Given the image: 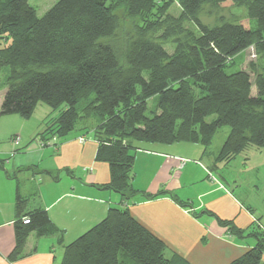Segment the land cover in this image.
Segmentation results:
<instances>
[{
  "label": "trees",
  "instance_id": "16d2710c",
  "mask_svg": "<svg viewBox=\"0 0 264 264\" xmlns=\"http://www.w3.org/2000/svg\"><path fill=\"white\" fill-rule=\"evenodd\" d=\"M174 5L178 14L171 12ZM205 7H243L246 14L210 25L199 18ZM244 51L253 58L247 68L227 72ZM4 67L0 116L28 118L44 102L57 112L41 142L90 129L98 141L96 160L108 164L105 186L121 202L135 194V141L188 142L206 152L228 126L214 167L248 146L264 147V0H58L42 16L28 0H0V71ZM15 203L22 210L25 199L17 194ZM22 218L15 222L10 260L23 255L34 230L59 233L62 242L45 209H30ZM216 219L234 234L243 232ZM252 228L254 246L228 264H262L264 230L259 223ZM63 247L60 264L182 262L166 258L164 242L119 207Z\"/></svg>",
  "mask_w": 264,
  "mask_h": 264
},
{
  "label": "crops",
  "instance_id": "0c3cea01",
  "mask_svg": "<svg viewBox=\"0 0 264 264\" xmlns=\"http://www.w3.org/2000/svg\"><path fill=\"white\" fill-rule=\"evenodd\" d=\"M2 93L1 85L0 102ZM30 118L0 116V264H60L63 246L102 220L110 207L128 209L164 242L165 257H177L180 264H228L254 246L251 232L258 219L237 203L233 188L222 191V183L212 175L217 168L214 158H204L201 145L135 141V194L121 202L120 194L105 186L108 164L96 160L98 141L90 129L59 139L47 135L41 145L48 119L28 128ZM12 136L19 137L17 145ZM17 194L25 199L22 210L16 207ZM34 208L46 210L62 242L59 233L34 230L26 238L23 255L10 260L15 222ZM216 218L232 221L243 232H230ZM258 223L264 230L261 220Z\"/></svg>",
  "mask_w": 264,
  "mask_h": 264
},
{
  "label": "rangeland",
  "instance_id": "374dc122",
  "mask_svg": "<svg viewBox=\"0 0 264 264\" xmlns=\"http://www.w3.org/2000/svg\"><path fill=\"white\" fill-rule=\"evenodd\" d=\"M57 1L58 0H28V4L36 10L38 16H42ZM171 12L173 14H178L179 7L174 5ZM245 14L246 11L243 7L225 8L219 11L205 7L199 15V18L202 22L212 25L215 22H219L220 18L232 21ZM117 35L120 36V34ZM164 46L167 48L168 52L172 51L170 43H165ZM244 53L245 51L240 53L239 57L237 56L238 58L233 59V64L226 68L227 72H232L247 66V62L253 58L249 52H247L246 57H243ZM241 57L242 60L240 59ZM7 75L8 68L4 67L0 71V84H3ZM157 97L158 95H154L148 99V108L155 104ZM48 111L50 112L51 108L44 102H39L31 115L29 126L27 127L32 128L31 126L39 119H50L55 116L57 112L53 111L49 113ZM212 118H214L213 115L209 116L208 120ZM228 132V126H223L216 132L204 158H207L209 161L217 155ZM212 172L213 177L222 183V191L225 190L228 192L225 187L233 188V196L237 203L240 204L243 209H245V207L250 208L256 219H258V222L261 220V224L264 227V147L248 146L227 164L223 162L218 164L217 168L212 170Z\"/></svg>",
  "mask_w": 264,
  "mask_h": 264
},
{
  "label": "built area",
  "instance_id": "2783aa9c",
  "mask_svg": "<svg viewBox=\"0 0 264 264\" xmlns=\"http://www.w3.org/2000/svg\"><path fill=\"white\" fill-rule=\"evenodd\" d=\"M53 139H55V138H53ZM82 138H80V140H81ZM12 142L14 143V144H18L19 143V137L18 136H12ZM44 143H46V142H41L40 141V144L41 145H43ZM22 222L23 223H28L29 222V219H28V217H23L22 218Z\"/></svg>",
  "mask_w": 264,
  "mask_h": 264
}]
</instances>
